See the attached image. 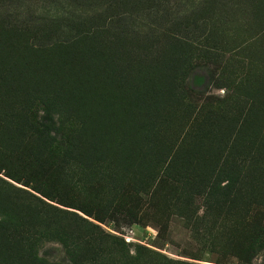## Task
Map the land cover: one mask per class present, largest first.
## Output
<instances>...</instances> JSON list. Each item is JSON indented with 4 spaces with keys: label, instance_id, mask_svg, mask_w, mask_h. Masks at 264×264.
Listing matches in <instances>:
<instances>
[{
    "label": "rangeland",
    "instance_id": "374dc122",
    "mask_svg": "<svg viewBox=\"0 0 264 264\" xmlns=\"http://www.w3.org/2000/svg\"><path fill=\"white\" fill-rule=\"evenodd\" d=\"M4 215L13 264H264V0H0Z\"/></svg>",
    "mask_w": 264,
    "mask_h": 264
},
{
    "label": "trees",
    "instance_id": "16d2710c",
    "mask_svg": "<svg viewBox=\"0 0 264 264\" xmlns=\"http://www.w3.org/2000/svg\"><path fill=\"white\" fill-rule=\"evenodd\" d=\"M33 126L34 127H31V129L35 134L37 140L39 141L40 146L47 148L49 146H53L56 144L62 146L64 145L65 141L62 139L60 126H56L52 121L50 110L46 112L45 117H43ZM73 152H74L73 147L70 144H67V146L64 149V156L66 157L68 155H71L73 154ZM9 222L10 219L7 215H4V217H0V246L2 248L7 247L14 250H19L21 247L27 245L30 248L29 251H31L32 250L31 245H33V241L35 239L36 234L31 235V238L16 239L13 233H9L10 232L9 230L10 227L8 225ZM260 236H262V239L264 240V231L260 233ZM73 248L75 249V247ZM0 264H13V261L11 258L7 257L2 251H0Z\"/></svg>",
    "mask_w": 264,
    "mask_h": 264
}]
</instances>
